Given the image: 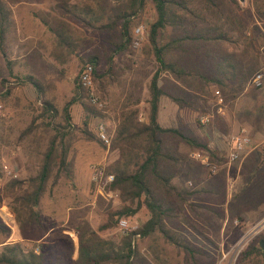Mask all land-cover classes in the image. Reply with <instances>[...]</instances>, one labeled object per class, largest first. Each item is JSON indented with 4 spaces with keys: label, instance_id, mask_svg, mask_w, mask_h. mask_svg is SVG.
<instances>
[{
    "label": "rangeland",
    "instance_id": "374dc122",
    "mask_svg": "<svg viewBox=\"0 0 264 264\" xmlns=\"http://www.w3.org/2000/svg\"><path fill=\"white\" fill-rule=\"evenodd\" d=\"M4 1L9 6L14 19L15 17L25 19L24 26L28 37L23 41L22 51L26 54L16 70L20 73L17 77L10 74L13 73V64L6 66L0 53V89H2L0 91V191L12 178L26 179L35 173L38 158L33 157V149L26 145V141L31 135H39L41 137L39 150L42 151L48 136L52 133V127L64 124L63 108L70 116V124L66 131L72 135L67 152V160L71 162V175H64L61 172L57 178L52 176L48 179L36 207L40 225L30 227L24 220V214L20 213L18 217L26 235L35 231L36 234L40 233L44 236L39 241L20 236L18 221L11 208L16 204L10 195L0 200L1 221L7 227L15 226L14 236L9 227L10 233L5 243L9 246L17 243L23 252L31 249L38 251V246H42L44 261L60 260L64 264H71L70 259L76 257L77 248L75 227L85 221L91 229L96 230L106 220L107 213L120 206L118 190L110 188L109 185L97 189L90 180L91 164L102 161L105 165H109L117 157L116 149L105 148L99 142L96 136V125L100 121L103 122L111 138L116 117L114 112L117 108L119 110L118 98L125 92L122 102L127 105L130 98L136 96L140 98L139 80L145 79L146 91L147 83L158 64L147 50L150 47L146 41L147 36L137 48H132L130 45L127 50L112 54L110 61L107 62L110 48L107 42L109 31L100 28L99 25L107 23L109 17L118 13V9L123 7L125 0H99L96 13L99 18L92 27L85 26L74 17L64 15L68 17L72 34L78 38L80 47L69 52L58 48L55 63L32 53L31 37L34 29L32 21L35 16L32 13L49 21L55 14L52 2L50 0ZM75 1L88 2L89 0ZM185 3L194 13H206L211 19L214 18L221 30L227 31L228 40L209 42L215 48H219L220 44L226 47L232 42L249 41L250 35H246L245 32L253 28L252 24L255 20L264 29V0H235V3L231 0H185ZM177 12L184 15V10L181 8ZM225 13L236 15L244 23L243 28L235 25L231 28L228 24L224 26L222 19ZM155 16L152 2L144 0L139 11L130 20V35L133 27L138 24H142L147 32ZM180 31L179 26L165 25L163 29H160L157 40L163 42L169 34L179 35ZM12 34L13 32H9L6 35L5 43L10 42L9 37ZM7 51L9 49L6 48V53ZM88 51L99 55V63L95 65L97 72L102 69V66L106 69L109 64L111 67L110 72L103 76L102 80L93 79L94 92L102 103L101 107L95 108L102 114L99 118L91 116L79 103H71V99H76L74 85L78 83V73L84 64L83 56ZM12 54L13 52H10L9 56ZM171 54L167 53L166 56L170 57ZM178 56H182L180 59L184 58L182 52ZM7 57L8 55L5 58ZM207 59L205 57L206 61ZM189 60L192 62V57ZM206 65L210 64L207 62ZM207 68L205 67V70H210ZM7 70L10 71L7 72ZM26 73L34 76L44 85L43 97L51 101L56 109L49 128H44L38 118L40 96L31 85L19 81V78ZM127 77H132L134 81L131 83L132 87L129 83L125 91L124 86L120 90L117 82ZM161 85H163L162 82ZM8 87L9 90H6ZM14 87L19 89L17 100H14ZM213 89H218L223 97L224 115L212 113L210 122L201 126L197 122L198 115L205 111H213L211 107ZM195 92L198 95L188 92L184 96L185 102L195 107V111L192 115L184 117L181 131L214 151L216 157H213L211 161L216 168L214 172H210L206 166L189 156V153L194 150L205 153L203 149L190 147L170 133L159 134L170 155L177 158L175 164L169 158L162 163L166 167V173L170 175V183L176 187L177 191L185 189L190 192L184 198L182 208L173 203L172 218L168 219L167 223L179 239L198 249V264H234L241 249L245 248L252 239L256 242L260 236H264V142L252 148L257 141L261 140V137H249L250 141L242 157L229 164L225 163L222 158L224 154L222 137L243 127L228 123L230 98L228 88L216 84L213 86L209 83L204 91L195 90ZM84 97L88 102L85 95ZM138 110L139 117L144 119L146 115L143 105L138 104ZM31 118L35 120V127L30 134L19 139ZM85 122L87 130L82 132ZM262 132L264 134V130ZM89 135L93 138H87ZM23 187L18 190L19 193L22 192ZM147 216L146 208L141 206L133 215L122 218L127 220L129 230H133ZM118 218L114 216L117 224L113 227L97 231L98 236L105 242L117 245L122 233L118 227ZM253 228H255L254 231L235 249L240 239ZM132 240L137 251L131 257L132 264H189L184 260L182 251L166 242L157 232L145 237L133 235Z\"/></svg>",
    "mask_w": 264,
    "mask_h": 264
},
{
    "label": "trees",
    "instance_id": "16d2710c",
    "mask_svg": "<svg viewBox=\"0 0 264 264\" xmlns=\"http://www.w3.org/2000/svg\"><path fill=\"white\" fill-rule=\"evenodd\" d=\"M50 1L53 4V13H55L51 16V19L48 21L39 15L36 16L53 33L55 47L65 49L67 52L77 49L80 47V44L77 42L78 38L73 36L68 17L64 15L74 17L85 26L92 27L99 18L96 15L99 0H89L88 2L75 0ZM143 1L125 0L123 7L121 6L118 9V13L109 17L110 19L107 23L99 25L100 28L109 31L107 42L110 48L107 62L110 61L112 54L125 51L130 46V20L139 11ZM150 1L153 4L156 16L148 27L146 41L150 47L147 50L150 51L158 67L151 75L146 86L148 94L146 121L138 119L137 99L131 105H127L125 102L120 103L119 111L114 119V130L109 144V148L117 150V157L109 165L105 166L106 172L113 174V181L109 186L112 189L118 190L120 206L107 213L106 220L96 230L91 229L85 221L75 227L77 236L76 257L70 259V256H67L71 264H132L131 257L137 252L135 243L132 240L133 235L145 237L154 232H157L166 242L181 250L186 262L198 264V249L179 239L167 223L168 219L172 218L171 213L174 211L173 203L177 204V207L182 208L184 198L190 192L185 189L177 191L176 187L170 183V175L166 173V167L162 163L169 158L175 164L177 158L170 155V151L163 145L159 134L170 133L190 147L203 149L210 156V160L216 157V154L205 144L195 141L177 129L161 127L158 124L157 110L160 97L163 95L164 81H166V78L161 77V74L168 72L172 75L173 79H178L186 85L191 86L192 79H195L191 61L189 65L179 66L177 64L178 57L179 59L182 58L175 51L177 45L180 43L178 47H180L184 59L188 60V56L192 57L193 46L196 45L193 43V40L201 38V40H205L204 42H217L228 40V35L225 30L220 31V25L214 21V18L212 20L206 13H194L189 9L185 0ZM231 2L235 3V0H231ZM179 8L184 10V15L177 12ZM11 15L9 6L6 5L4 0H0L1 54H5L3 42L13 26ZM218 16H220V13H218ZM203 23H209L210 25L207 24L205 26ZM222 23L224 26L226 24L230 25L231 28L234 25L238 28H243L244 25L233 13H225ZM165 25L173 27L180 25V35H176V38L173 37L170 41L165 39L163 42H159L157 40L159 31ZM201 25L209 27L214 32L206 31L201 34L194 32V29ZM177 40H180V42H177ZM185 40H188L189 44L185 43L181 46ZM167 53H172V56H166ZM222 57L224 58V55ZM83 59L84 63L88 62L93 65V79L100 78L102 80L101 78L111 70L108 64L106 69L105 66H102V69L98 72L96 71L95 65L99 63V55L96 52H86ZM205 67L209 69V65H205ZM205 67L202 69L203 73H199V82H194L196 90L204 91L206 85L209 83H214L220 87L226 86L215 74L208 73ZM214 68L217 71H221V68L219 69L215 64ZM223 73L225 72H220V74ZM19 80L31 85L38 96H40L38 118L44 128H49L51 118L56 114V109L53 107L51 101L43 97L45 91L43 89L44 85L37 78L27 73L23 74ZM159 80H161L163 85H158ZM6 90H9V87ZM74 93L76 99H71V103H79L93 117H102L99 110L85 101V91L78 83L74 85ZM62 120L64 124L52 127V133L48 136L42 151L39 150L41 137L39 135L28 137L26 145L28 147L31 146L33 157L36 156L38 158V166L35 173L29 175L26 179L12 178L9 183L4 185V189L0 191V200L5 196H12L11 199L16 206H12L11 208L18 221L20 236L25 239H37L41 234H36L35 231H32L26 235L19 222V214H24V220L30 227L40 225L39 213L36 207L45 190L48 179L52 176L57 178L61 172L64 175H71V162L67 160V152L72 135L66 131L69 126L68 124H70V116L65 108H63ZM34 124L35 120L31 118L29 125L23 129L19 139L30 134L35 127ZM86 127L85 122L81 129L82 132L87 130ZM87 138H93V136L89 135ZM99 142L101 143L100 140ZM22 187V192L19 193L18 190ZM141 206L146 208L148 213L147 218L135 229L122 232L117 245H114L112 242H105L98 236V230H105L117 224L114 216L120 219L123 216H131ZM6 216L8 215L6 214ZM9 233V227L0 219V245L2 246L0 264H64L60 260L53 262L44 261L42 246H38V251L31 249L26 252H23L17 243L9 246V244L5 243ZM260 239L264 241V236H260ZM234 264H264V250L261 249L258 241L254 242L252 239L245 248L241 249L236 256Z\"/></svg>",
    "mask_w": 264,
    "mask_h": 264
},
{
    "label": "crops",
    "instance_id": "0c3cea01",
    "mask_svg": "<svg viewBox=\"0 0 264 264\" xmlns=\"http://www.w3.org/2000/svg\"><path fill=\"white\" fill-rule=\"evenodd\" d=\"M32 15H35L33 16L32 21L34 27L33 34L31 35L33 46L32 53H35L37 57H42L44 59H48L50 62L55 63L57 55L56 52H58V47L54 46L55 37L53 33L50 32L47 27H45L40 18L36 16V13H32ZM12 21L13 26L10 32H13V34L11 37H9V39H11L9 43H5V41L3 42L5 46V54H1V58L4 60V63H6V66L7 64H13V73L11 72L10 74L16 77L18 74H20L17 73L16 70L20 63L23 62L26 54V52L22 51V45L24 44L23 41L28 36L24 26L25 19L21 17L18 19L15 17L14 19L13 16ZM204 24L206 26L209 23ZM252 27L253 28H251L249 31L245 32L246 35H250L248 37L250 38L249 41L239 43L232 42L226 47L220 44L219 48H215L214 45H211L209 42H204L205 40H201V38L193 40V43L196 45H194L192 48L193 53L191 65L195 79H192L191 86L186 85L184 82H181L178 79H173L172 75L168 72H163L161 74V77L166 78V81H164V85H166L163 88V95L160 97L157 110V122L161 127L174 128L183 133L181 131V124L184 122V117L186 115H192V113L195 111V107H191L187 102H185L184 96L188 92H191L193 95H198V93L195 92L196 89L194 88V82H199V73L202 72L203 67L208 62L210 64V70H207V72L215 74V76L219 77V79L225 83L228 88V92L230 93V98L228 100V123L230 122L232 126L233 124L242 125L251 138L261 137V140L257 141V143L252 148H256L259 144L264 142V134L262 132V130H264V29L261 28V25L256 20L255 23L252 24ZM206 31L214 32V30L210 29L209 27H204L202 25L194 29V32H197L198 34ZM175 36L176 35L169 34L168 38L166 39L170 41L171 38ZM258 38L263 40L259 41L257 40ZM177 42H180V40H177ZM186 42L189 44L188 40H185L181 46H183V44ZM179 44L177 45L176 49L177 55L181 53V49L178 47ZM6 48L9 49L7 53ZM10 52H13L11 56H9ZM7 55L8 57L5 58ZM222 55H224V58ZM205 57L208 58L207 61L205 60ZM176 62L179 66H183L189 65L188 63H190V60H186L184 58L181 60L178 57ZM214 64L217 65L219 69L221 68V71H217L214 68ZM9 71L10 70H7V72ZM256 71H261L263 75V82L262 86L260 87H253L248 84V79ZM220 72L225 73L220 74ZM117 83L118 88L122 90L121 87L124 86L125 91L126 86L130 83V87H132L131 83H134V81L132 80V77H127L126 79H121ZM139 83L140 98L137 96L135 98H130V100H128V105H131L137 99L138 102L136 105H143L145 110L144 113L146 115L148 108V94L147 90L145 91V79L139 80ZM158 85H161V80L158 81ZM212 85L215 86L214 83H212ZM18 90V87L13 88L15 94L14 100H17ZM0 91H2V89H0ZM123 93L125 94V92ZM123 93L118 98V106L124 100ZM129 93L130 90L128 89V94ZM118 111L119 110L117 108V110L114 112V115H117ZM139 116L140 112L138 114V119L146 121V117L143 119ZM8 220L10 221V219ZM14 229L15 226H12V235L15 232ZM43 236H41L39 239H34V241H39Z\"/></svg>",
    "mask_w": 264,
    "mask_h": 264
},
{
    "label": "built area",
    "instance_id": "2783aa9c",
    "mask_svg": "<svg viewBox=\"0 0 264 264\" xmlns=\"http://www.w3.org/2000/svg\"><path fill=\"white\" fill-rule=\"evenodd\" d=\"M147 32L142 24H138L133 27L130 45L132 48H137L142 40L145 39ZM78 84L84 89L85 96L88 102L95 108L102 106L101 101L94 92L93 84V65L91 63H84L78 73ZM263 75L261 71L254 72L248 79V84L253 87L262 86ZM213 100L211 103V112L205 111L198 115L197 122L201 126L207 125L210 122L212 113L224 115V100L218 89L212 90ZM96 136L105 146L109 148L110 137L106 132V128L103 122H98L96 125ZM250 141L248 132L244 127H239L235 132L228 133L222 137V146L224 154V162L229 164L233 161L240 159L245 152L246 146ZM189 156L198 160L202 165L206 166L210 172H214L216 166L210 160V156L206 153L199 152L198 150L191 151ZM105 163L102 161L95 162L90 166V180L97 187V189L103 188L105 185H109L113 181V174L106 172ZM5 168V167H4ZM9 172V171H8ZM14 177V175H12ZM118 227L121 232L129 230V225L126 219L118 220Z\"/></svg>",
    "mask_w": 264,
    "mask_h": 264
},
{
    "label": "water",
    "instance_id": "95a60500",
    "mask_svg": "<svg viewBox=\"0 0 264 264\" xmlns=\"http://www.w3.org/2000/svg\"><path fill=\"white\" fill-rule=\"evenodd\" d=\"M255 228H256V227H255ZM255 228H253V229L249 232V235L254 231ZM258 244L260 245L261 249L264 250V241H263L262 239H259V240H258Z\"/></svg>",
    "mask_w": 264,
    "mask_h": 264
},
{
    "label": "bare ground",
    "instance_id": "6f19581e",
    "mask_svg": "<svg viewBox=\"0 0 264 264\" xmlns=\"http://www.w3.org/2000/svg\"><path fill=\"white\" fill-rule=\"evenodd\" d=\"M248 235H249V233H248L247 235L243 236V237L240 239V241L236 244L235 249H236L237 247H239L240 244L243 243V241H245V239L247 238Z\"/></svg>",
    "mask_w": 264,
    "mask_h": 264
}]
</instances>
